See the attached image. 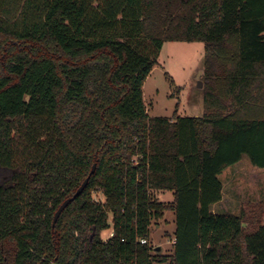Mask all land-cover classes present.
Listing matches in <instances>:
<instances>
[{
	"label": "trees",
	"instance_id": "obj_1",
	"mask_svg": "<svg viewBox=\"0 0 264 264\" xmlns=\"http://www.w3.org/2000/svg\"><path fill=\"white\" fill-rule=\"evenodd\" d=\"M167 41L204 42L202 115L148 113ZM244 156L264 168V0H25L16 21L0 14V264H264V224L244 226L263 210L212 211ZM170 210L172 255L149 240Z\"/></svg>",
	"mask_w": 264,
	"mask_h": 264
},
{
	"label": "rangeland",
	"instance_id": "obj_2",
	"mask_svg": "<svg viewBox=\"0 0 264 264\" xmlns=\"http://www.w3.org/2000/svg\"><path fill=\"white\" fill-rule=\"evenodd\" d=\"M24 1L0 0V14L11 22L16 21L22 16ZM204 49L202 41L164 43L157 64L144 84V99L150 116L203 114V85L199 87V81L203 83ZM200 71L202 74L199 75ZM221 179L224 198L212 205V211L239 214L241 211L251 213L254 209L263 210L260 222L246 221L244 226L251 230L255 224H264V205H260V202H264V168L254 166L248 156H244L238 163L229 166L222 173ZM155 196L163 202L174 200L172 191H160ZM94 198L105 201V197L98 192L94 193ZM109 222L111 226L104 232L103 239H107L112 232L111 214ZM151 230L149 240L154 248L160 246V253H171L170 236L176 230L175 211H166L160 220L154 219ZM155 264H172V261L170 259L168 262Z\"/></svg>",
	"mask_w": 264,
	"mask_h": 264
},
{
	"label": "water",
	"instance_id": "obj_3",
	"mask_svg": "<svg viewBox=\"0 0 264 264\" xmlns=\"http://www.w3.org/2000/svg\"><path fill=\"white\" fill-rule=\"evenodd\" d=\"M202 74V71L199 72V75ZM203 83L202 81H199V87H202ZM96 169V164L93 165L92 171L90 173V175L84 180V182L80 185V187L77 189V191L74 193L73 196L69 197L68 199H66L61 206L59 207V209L57 210L55 217H54V224L57 222L59 216L61 215V213L65 210V208L73 201L75 200L83 191L84 189L87 187L90 176L95 172ZM162 250V248L160 246L155 248V252L160 253Z\"/></svg>",
	"mask_w": 264,
	"mask_h": 264
},
{
	"label": "crops",
	"instance_id": "obj_4",
	"mask_svg": "<svg viewBox=\"0 0 264 264\" xmlns=\"http://www.w3.org/2000/svg\"><path fill=\"white\" fill-rule=\"evenodd\" d=\"M224 189V188H223ZM223 198H224V190H223ZM222 198V199H223ZM220 202V201H219ZM214 205V204H213ZM160 227V226H159ZM109 229V228H108ZM107 229V230H108ZM107 230H105L104 232H106ZM111 231H113V228H112V230ZM104 232L102 233V236H103V234H104ZM175 232H176V230L174 231V233L170 236L171 237V241H170V244H172V252L171 253H169L170 255H172L173 253H174V244H175V238H176V236H175ZM111 235V234H110ZM109 235V236H110ZM109 236H108V238H109ZM164 253H165V251H164Z\"/></svg>",
	"mask_w": 264,
	"mask_h": 264
},
{
	"label": "built area",
	"instance_id": "obj_5",
	"mask_svg": "<svg viewBox=\"0 0 264 264\" xmlns=\"http://www.w3.org/2000/svg\"><path fill=\"white\" fill-rule=\"evenodd\" d=\"M112 234H113V231L111 232V235H112ZM111 235H110V236H111ZM141 242H142V243H147V240H146V239H141Z\"/></svg>",
	"mask_w": 264,
	"mask_h": 264
}]
</instances>
